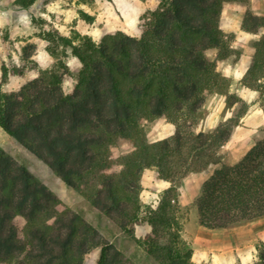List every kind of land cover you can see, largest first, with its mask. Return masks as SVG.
<instances>
[{
  "label": "trees",
  "instance_id": "1",
  "mask_svg": "<svg viewBox=\"0 0 264 264\" xmlns=\"http://www.w3.org/2000/svg\"><path fill=\"white\" fill-rule=\"evenodd\" d=\"M230 1L247 0H161L144 17L140 36L117 31L96 43L86 35L78 45L65 38L82 63L71 93L64 92L56 66L17 91L0 89V126L160 264H196L181 233L180 183L191 173L211 169L194 199L200 225L225 228L264 216V129L238 161H229L223 146L248 103L230 92V79L207 56L224 45L220 17ZM33 2L16 0L24 8ZM82 16L88 25L92 17ZM243 28L259 38L241 82L259 89L264 16L246 13ZM215 93L224 95L231 114L199 128L203 106ZM160 117L175 132L150 142L143 123ZM121 141L132 150L115 157L111 149ZM147 168L171 185L142 219ZM143 220L150 228L137 237ZM96 248L97 264H134L0 146V264H83ZM257 250L253 264H264V243Z\"/></svg>",
  "mask_w": 264,
  "mask_h": 264
},
{
  "label": "rangeland",
  "instance_id": "2",
  "mask_svg": "<svg viewBox=\"0 0 264 264\" xmlns=\"http://www.w3.org/2000/svg\"><path fill=\"white\" fill-rule=\"evenodd\" d=\"M152 1H154L155 4L147 8L143 13L133 33H131V31H118H122L131 36H140L146 20L144 17L146 15L149 16V12L154 10L161 0ZM234 2L247 5L245 14L251 13L255 15L250 9L251 7H264V0H257L255 3H252L251 0L245 2L230 1L223 4L222 10L225 4ZM79 7L80 5L77 0H35V2L27 8L17 4L16 0H0L1 90L7 92L17 91L21 86L38 77L41 70L56 66L60 68V73L62 74V87L64 92H72L77 82V74L82 66L81 61L73 53L72 45H78L82 41V37L86 35L94 42L99 43L104 35L117 32H108L102 36H96L95 33L92 32V21L89 22L88 25H84L88 26V29L83 28L82 23L88 22V20L84 18L82 14L80 15ZM223 35V47L213 48L207 51V56L212 61L216 62L217 69L222 74H224L222 71L223 67L219 63H221L222 60L231 61L232 55L238 56L241 49V42L237 44L236 48L231 49L229 37H225L224 33ZM65 38L71 39L72 45L67 43L64 40ZM254 43L255 41L252 43L253 46ZM4 68L7 69L6 76L3 74ZM228 78L230 79V92L239 95L247 101V110H249V104L251 106L252 101H258L260 106L264 108V83L261 84L259 89H255L245 86L241 81V83L233 84L231 78ZM230 114L231 110L226 106L224 95L219 93L211 94L203 106L202 115L197 126L199 128L212 127L216 125L219 120ZM143 124L146 137L150 142L169 137L175 132V125L165 117H160L153 121H144ZM0 146L11 154L15 160L25 164L30 171L45 182L61 200L74 210L79 211L88 220L92 221L100 232L115 242L134 264H160L153 257L149 256L133 239L126 237L112 222L104 215L100 214L94 206L87 202L74 189L68 187L46 163L24 149L2 126H0ZM131 150L132 146L130 143L121 141L116 146L112 147L111 152L117 157ZM149 171L150 175L147 177V182H143L145 175H147ZM199 178H201V175L196 173L186 177L188 187L190 188L189 192L199 183ZM160 180L163 181L155 168H147L144 170L141 178L142 190L140 193L142 203L140 216L142 219L148 214V207L156 205L161 199L163 190L158 193V198H156L153 203L144 202L145 200L143 198L144 195L146 197L153 192V185ZM182 187L183 180L180 183V188L182 189ZM194 199L191 203L182 207L181 233L185 242L192 247V242L195 238H198L201 242L200 246L202 247L204 246L202 243H206L210 240L216 243L214 244L215 250L218 251L219 244L223 243L224 240L228 241L230 239V244L234 247L231 253V261L233 264H253L257 259V247L264 243V218L241 221L229 225L222 230H202L203 228L198 224V211L194 204ZM145 212L146 214H144ZM145 224L148 225V223L143 220L136 226L135 233L137 237H144L148 232L138 234L139 232L137 233L136 231L137 227L139 231V226L141 227ZM259 227H262V230L257 231ZM251 233L253 237L249 238ZM251 253L254 254L253 258H250ZM99 256L100 249L96 248L86 257L83 264H97ZM212 262L209 261L198 264H214Z\"/></svg>",
  "mask_w": 264,
  "mask_h": 264
},
{
  "label": "crops",
  "instance_id": "3",
  "mask_svg": "<svg viewBox=\"0 0 264 264\" xmlns=\"http://www.w3.org/2000/svg\"><path fill=\"white\" fill-rule=\"evenodd\" d=\"M79 3V13H85L92 17V32L96 36H102L108 32H115L118 30L133 33L136 26L143 15V13L150 8L154 3L152 0H77ZM252 3L257 2V0H251ZM247 9V5L241 3H227L224 5L221 16V29L225 34V37L230 39L231 49L236 48L237 44L241 42L240 52L238 56L232 55L231 61L222 60L221 66L223 73L230 77L233 84L241 83V79L247 69L249 68L252 57L255 51L252 43L259 38V33L244 30L243 20ZM255 15L264 16V7L255 6V8H250ZM88 29V26H82ZM86 33V32H85ZM261 33V32H260ZM218 52V51H217ZM233 52V51H232ZM249 110L247 113L241 117L239 125H237L233 131V134L229 141L223 146V150L228 153L229 161L234 163L238 161L245 152L254 144L255 134L264 129V108H262L258 101H252L251 106L249 104ZM211 169H208L200 174L199 183H197L189 192L188 183L186 177L183 179V187L181 189L180 204L182 207L188 205L193 201L199 192L201 184L210 175ZM194 173H191V175ZM150 175V171L145 175L144 181L147 182ZM189 174V176H191ZM171 183L169 181H159L155 182L153 185V192L150 195L143 196L144 202L153 203L156 200V195L159 192L167 189ZM264 218V216L257 217ZM263 223V222H262ZM199 224V220H198ZM200 225V224H199ZM202 230H222L224 228H207L200 225ZM259 227L258 230H262ZM149 230L147 224L139 226L136 229L138 234L145 233ZM256 231V232H257ZM202 232V231H201ZM252 238L253 235L249 238ZM250 241V240H249ZM226 242V243H225ZM193 256L192 261L196 264L202 262L213 261L214 264H233L231 261V253L234 250L232 244H230V239L228 241H223L219 244V250H215V245L213 241H207L204 246H200L201 242L198 238H195L192 242ZM217 246V245H216ZM201 247V248H200ZM98 257V252H97ZM254 254L251 253L250 258H253Z\"/></svg>",
  "mask_w": 264,
  "mask_h": 264
},
{
  "label": "built area",
  "instance_id": "4",
  "mask_svg": "<svg viewBox=\"0 0 264 264\" xmlns=\"http://www.w3.org/2000/svg\"><path fill=\"white\" fill-rule=\"evenodd\" d=\"M156 198H158V195H156ZM144 214H146V212Z\"/></svg>",
  "mask_w": 264,
  "mask_h": 264
}]
</instances>
